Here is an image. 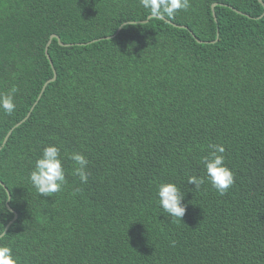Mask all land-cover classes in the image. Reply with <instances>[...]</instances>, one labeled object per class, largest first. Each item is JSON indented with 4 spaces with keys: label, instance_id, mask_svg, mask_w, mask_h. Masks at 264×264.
<instances>
[{
    "label": "trees",
    "instance_id": "16d2710c",
    "mask_svg": "<svg viewBox=\"0 0 264 264\" xmlns=\"http://www.w3.org/2000/svg\"><path fill=\"white\" fill-rule=\"evenodd\" d=\"M263 13L259 0H189L164 18L139 0H0V93L17 89L0 111V244L19 264H264ZM217 144L235 176L224 195L187 183ZM47 145L66 184L40 196L29 174ZM163 182L185 194L182 221L159 206Z\"/></svg>",
    "mask_w": 264,
    "mask_h": 264
},
{
    "label": "clouds",
    "instance_id": "9594fccd",
    "mask_svg": "<svg viewBox=\"0 0 264 264\" xmlns=\"http://www.w3.org/2000/svg\"><path fill=\"white\" fill-rule=\"evenodd\" d=\"M139 2L141 7L148 10L149 14L155 18L173 17L178 10L189 7V0H139ZM132 22L135 23V21ZM16 91L17 89L13 87L6 93H0V111L4 114L11 115L16 110ZM209 148L211 149L209 154L202 161L205 176H189L187 183L199 189L207 180L220 195H224L235 183L234 172L225 163L223 155L225 148L222 145H210ZM69 158L79 165L75 169V174L79 176L81 182L86 183L89 175L87 172L89 161L80 152L71 153ZM63 162L64 157L61 155L59 146L47 145L43 148L29 174V180L40 196H52L62 190L66 184ZM156 195L162 212L171 219L182 221L186 205L182 203L185 194L180 187L174 182H163L158 185ZM4 235L6 234L3 230L0 238ZM0 264H19V257L6 244H0Z\"/></svg>",
    "mask_w": 264,
    "mask_h": 264
},
{
    "label": "water",
    "instance_id": "95a60500",
    "mask_svg": "<svg viewBox=\"0 0 264 264\" xmlns=\"http://www.w3.org/2000/svg\"><path fill=\"white\" fill-rule=\"evenodd\" d=\"M260 1V3H262V5L264 6V0H259ZM216 4V3H215ZM215 4H213V7L215 6ZM214 9V8H213ZM264 15V13L262 14V15H260L259 17H261V16H263ZM216 16V15H215ZM151 17V16H150ZM166 19V18H165ZM167 20V19H166ZM145 21H147V20H145ZM145 21H140V22H145ZM167 21H169V20H167ZM124 25V24H123ZM122 25V26H123ZM121 26V27H122ZM182 26H184V25H182ZM120 27V28H121ZM185 27V26H184ZM119 28V29H120ZM53 37H57L55 34H52L51 35V39L49 40V43L51 42V40H52V38ZM108 38V37H107ZM59 39V38H58ZM60 43L61 44H64L62 41H60ZM46 55H47V57L49 58V60H50V63H51V65L53 66V62H52V59L50 58V55L48 54V47L46 48ZM56 77H57V73H56V71L54 70V76L50 79V80H48L44 85H43V87H42V89H41V92H40V95H39V97H38V99H40V97L42 96V94H43V92H44V90H45V88H46V86H47V84L49 83V82H51V81H54L55 79H56ZM36 103H37V101H36ZM34 109V106H32V108L30 109V111L28 112V114L26 115V117L24 118V120L26 119V118H28L29 117V115L31 114V112H32V110ZM24 120H22V121H24ZM13 131V128L12 129H10V131L8 132V134L6 135V137H5V139H4V142H3V145L5 144V142L7 141V139H8V137H9V135L11 134V132ZM0 149H1V147H0ZM7 192H8V194H9V199H10V192H9V190H8V188H7ZM11 210H12V208H10ZM17 217V213L15 212V217H14V219ZM12 222V221H11ZM10 224V223H9ZM8 224V225H9ZM8 225H7V227H6V229L8 228ZM6 229H5V231H6ZM4 231V232H5Z\"/></svg>",
    "mask_w": 264,
    "mask_h": 264
}]
</instances>
